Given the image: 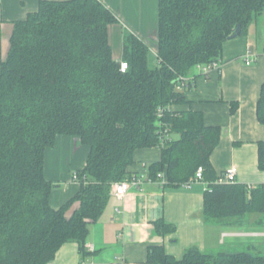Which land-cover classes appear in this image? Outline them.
<instances>
[{
  "label": "trees",
  "instance_id": "obj_1",
  "mask_svg": "<svg viewBox=\"0 0 264 264\" xmlns=\"http://www.w3.org/2000/svg\"><path fill=\"white\" fill-rule=\"evenodd\" d=\"M263 13L264 0H158L156 50L125 32L118 56L111 43L118 19L100 0H41L35 13L14 23L0 68V264H51L70 242L86 264L93 255L86 247L90 227L101 219L113 184L132 176L134 154L144 148L162 149L143 172L153 181L164 173L165 187L180 188L204 168L207 222L231 226L264 214V185H216L218 177L211 178L221 128L206 126L201 112L173 110L189 104L197 67L219 62L224 43L245 35ZM257 119L264 127V83ZM60 138L77 140L88 156L76 172L79 192L55 209L57 186L45 164ZM258 168L264 172V141ZM155 227L160 235L176 231L163 220ZM147 263L264 264V257L192 248L178 260L151 246Z\"/></svg>",
  "mask_w": 264,
  "mask_h": 264
},
{
  "label": "crops",
  "instance_id": "obj_2",
  "mask_svg": "<svg viewBox=\"0 0 264 264\" xmlns=\"http://www.w3.org/2000/svg\"><path fill=\"white\" fill-rule=\"evenodd\" d=\"M40 1L0 0V68L14 23L35 13ZM100 1L118 19V25L111 29V43L117 56L125 32L156 50L158 0ZM219 62L221 70L207 76L195 70L190 76L194 89L186 93L189 104L174 106L173 110L201 112L206 126L221 128L219 144L210 157L213 180L236 167L237 182L255 188L264 185V172L258 168V144L264 141V127L257 119V102L264 83V13L245 35L224 43ZM87 156L88 149L71 138H60L56 147L47 152L46 177L57 186L51 195L53 208H60L79 192L80 186L72 176L85 168ZM161 157V148L139 149L129 172L141 174L145 164ZM209 183L171 188L154 182L144 184L141 191L131 189L123 199L111 195L101 219L90 227L86 247L93 249V255L86 264H149L147 254L151 246L164 247L167 254L178 260L192 248L212 255L252 253L264 257V214L250 215L231 226L207 222L204 193ZM160 220L174 225L176 231L158 234L155 223ZM51 264H81L78 244L63 245Z\"/></svg>",
  "mask_w": 264,
  "mask_h": 264
},
{
  "label": "built area",
  "instance_id": "obj_3",
  "mask_svg": "<svg viewBox=\"0 0 264 264\" xmlns=\"http://www.w3.org/2000/svg\"><path fill=\"white\" fill-rule=\"evenodd\" d=\"M249 64V62H247ZM222 67V64L220 62H214L209 65H200L197 68L200 70L201 74L203 76H207L210 72L214 70L220 71ZM128 69V63L122 62L120 70L122 73L126 72ZM186 81V80H185ZM184 86V85H183ZM163 115V110L159 111V117H162ZM162 126V125H161ZM169 139V131L167 128L163 130V138H161L163 144H165V140ZM145 168V167H144ZM204 168L199 167L195 176L190 179L188 183H186L183 187L185 188H190L192 184L197 183V182H204ZM237 173L238 170L236 167H231L227 169L223 174H221L218 179L215 181L216 185H225V184H234L237 183ZM158 180L153 181L147 174L146 172H142L141 174H134L132 175L129 179L122 181V182H117L113 184L112 189H111V195L118 198V199H123L131 189H136L141 191L142 187L146 183H154L158 182L161 185H164L166 183V176L164 173L158 174ZM72 180L80 184V178L79 175L75 172L72 176ZM206 190H211L209 188V184H207V189ZM90 251H93V249L89 248Z\"/></svg>",
  "mask_w": 264,
  "mask_h": 264
},
{
  "label": "rangeland",
  "instance_id": "obj_4",
  "mask_svg": "<svg viewBox=\"0 0 264 264\" xmlns=\"http://www.w3.org/2000/svg\"><path fill=\"white\" fill-rule=\"evenodd\" d=\"M150 61H151V64H153V65H154V62L156 63V59H155L154 55L150 56Z\"/></svg>",
  "mask_w": 264,
  "mask_h": 264
},
{
  "label": "water",
  "instance_id": "obj_5",
  "mask_svg": "<svg viewBox=\"0 0 264 264\" xmlns=\"http://www.w3.org/2000/svg\"><path fill=\"white\" fill-rule=\"evenodd\" d=\"M238 33H239V29H237L235 36H237V35H238Z\"/></svg>",
  "mask_w": 264,
  "mask_h": 264
}]
</instances>
